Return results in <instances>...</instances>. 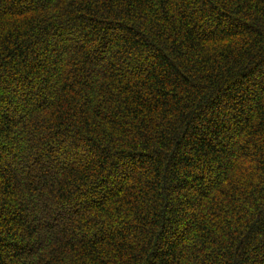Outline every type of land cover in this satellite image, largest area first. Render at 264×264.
<instances>
[{
  "label": "trees",
  "instance_id": "obj_1",
  "mask_svg": "<svg viewBox=\"0 0 264 264\" xmlns=\"http://www.w3.org/2000/svg\"><path fill=\"white\" fill-rule=\"evenodd\" d=\"M0 264H264V0H0Z\"/></svg>",
  "mask_w": 264,
  "mask_h": 264
}]
</instances>
